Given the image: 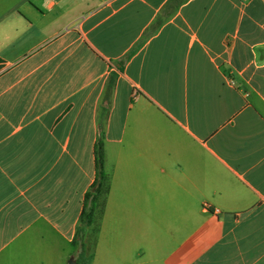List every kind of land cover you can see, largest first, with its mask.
Wrapping results in <instances>:
<instances>
[{"label": "crops", "instance_id": "obj_1", "mask_svg": "<svg viewBox=\"0 0 264 264\" xmlns=\"http://www.w3.org/2000/svg\"><path fill=\"white\" fill-rule=\"evenodd\" d=\"M101 120L93 264H264V0H0V264L76 260Z\"/></svg>", "mask_w": 264, "mask_h": 264}, {"label": "trees", "instance_id": "obj_2", "mask_svg": "<svg viewBox=\"0 0 264 264\" xmlns=\"http://www.w3.org/2000/svg\"><path fill=\"white\" fill-rule=\"evenodd\" d=\"M115 78L110 77L107 83V96L112 91ZM101 135L95 145V180L85 194L83 209L73 240L77 250V264H93L94 251L101 223L105 214L107 199L111 190V175L105 168L104 121H100ZM91 231V239L87 242V233Z\"/></svg>", "mask_w": 264, "mask_h": 264}, {"label": "water", "instance_id": "obj_3", "mask_svg": "<svg viewBox=\"0 0 264 264\" xmlns=\"http://www.w3.org/2000/svg\"><path fill=\"white\" fill-rule=\"evenodd\" d=\"M68 264H77V261L75 260L74 257L70 258Z\"/></svg>", "mask_w": 264, "mask_h": 264}, {"label": "rangeland", "instance_id": "obj_4", "mask_svg": "<svg viewBox=\"0 0 264 264\" xmlns=\"http://www.w3.org/2000/svg\"><path fill=\"white\" fill-rule=\"evenodd\" d=\"M71 251H73V252H75V253L77 252V250L75 249V247H72V248H71Z\"/></svg>", "mask_w": 264, "mask_h": 264}, {"label": "built area", "instance_id": "obj_5", "mask_svg": "<svg viewBox=\"0 0 264 264\" xmlns=\"http://www.w3.org/2000/svg\"><path fill=\"white\" fill-rule=\"evenodd\" d=\"M49 1L54 2V1H56V0H49Z\"/></svg>", "mask_w": 264, "mask_h": 264}]
</instances>
